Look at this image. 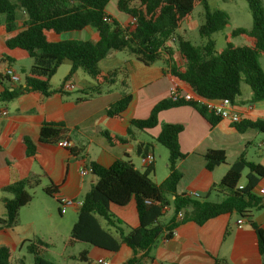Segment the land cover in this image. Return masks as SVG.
<instances>
[{"label":"trees","instance_id":"16d2710c","mask_svg":"<svg viewBox=\"0 0 264 264\" xmlns=\"http://www.w3.org/2000/svg\"><path fill=\"white\" fill-rule=\"evenodd\" d=\"M110 1L0 0L6 47L21 49L32 60L24 78V88L11 92L3 90L0 100L12 101L19 94L32 93L42 106L53 95L62 94V87L78 69L85 71L93 81L91 91L95 94H99L103 86H112L118 76H122L121 85L127 87L123 68L109 73H103L98 68L99 62L110 51L127 50L135 60L147 66L163 60V71L169 82L174 87L187 85L196 97L216 101L227 99L234 104L241 97V86L244 84L251 90L253 102L264 101V71L259 64V58H264V0H245L250 10L251 28H236L230 32L225 37V48L221 51L216 50L211 36L229 26V16L224 11L210 10L207 0H117V10L136 20L134 29L128 25L122 27L109 17L105 7ZM199 6L204 8V20L197 31L198 36L206 41L203 46H196L176 36V31ZM86 27L94 30L93 40H50L51 35L80 31ZM234 37L242 38L245 44H232L230 38ZM63 63L70 64V72L63 78L61 86L52 90L50 80ZM129 102V93H123L106 109L107 118L119 120ZM183 105L193 107L203 116L208 114L194 100L173 102L164 99L153 107L148 118L129 122L128 136H131V128L152 130L157 126L160 112ZM207 117L210 124L219 121L213 114ZM235 127L238 132L246 129L264 132V122L259 120L235 124ZM181 131L180 125L161 124L160 133L154 140L168 151V176L161 184H155L152 180L153 172L149 167L140 172L127 161H115L107 169L96 163L89 164L88 168L97 182L82 199L65 248L82 244L113 254L125 245L131 255L122 264H142L150 259V250L157 241L170 240L175 229L187 220L201 226L233 210L243 216L248 208L263 207L252 190L264 178V168L248 162L243 156L229 167L219 185L211 187V191L222 189L227 193L221 202H199L185 195H177L176 187L182 176L176 164L185 158L177 143ZM102 136L109 146L128 141L127 138H118L106 132ZM61 140H67V130L62 123H42L37 137L41 145H57ZM21 143L25 156L33 158L35 145L26 137L21 139ZM146 151V148L137 146L140 155H146ZM69 152L73 156L78 155L75 150ZM203 158L208 171L226 162L222 151L209 150ZM7 167L9 183L2 188V193L9 194L11 198L2 199L6 213L4 218H0L1 229L12 228L17 224L19 210L32 201L29 191L37 187L40 180L39 176L31 175L23 178L16 164H8ZM245 170L247 184L239 189L241 174ZM43 193L52 197L55 193L53 186L49 183ZM131 201L135 203L139 223L136 228H127L110 212L111 205L123 207ZM164 207L167 209L164 210ZM168 210L171 217L165 222L163 218ZM178 213H182L181 220H177ZM249 224L256 235L258 253L264 260V233L255 222L249 221ZM48 246L38 239L21 244L26 253L32 255L33 264H54L44 258ZM0 264H24V260L14 262L13 253L1 246ZM214 264L228 263L214 260Z\"/></svg>","mask_w":264,"mask_h":264},{"label":"crops","instance_id":"0c3cea01","mask_svg":"<svg viewBox=\"0 0 264 264\" xmlns=\"http://www.w3.org/2000/svg\"><path fill=\"white\" fill-rule=\"evenodd\" d=\"M105 12L122 27L127 26L130 21L124 13V17H121L109 13L106 7ZM178 31L176 36L181 37ZM94 33L92 28L86 27L80 31L51 35L50 40L90 41L93 40ZM5 38L0 16V73L4 68L10 67L20 78L18 83L0 78V92L3 90L11 92L24 88V78L28 74L32 60L21 49L7 48ZM6 58L13 61L9 62ZM98 68L103 73L123 68L126 71L127 87L121 85L122 76H118L112 86H103L101 92L95 94L91 91L93 81L85 71L78 69L67 83L70 88L65 91L62 89V94L53 95L45 100L42 106L39 105L37 96L32 93L19 94L12 101L0 100V218H4L6 213L2 199L11 198L9 194L2 193V188L9 183L8 164H16L23 178L30 175L39 176L38 186L32 190L39 189L41 199L50 201L47 204L45 200H38L36 207L33 208L35 197L32 196V201L19 210L17 224L12 228H0V247L4 246L13 253L14 262L24 259L21 254L25 251L21 247L24 241L42 240L39 239L37 226L49 219L55 220L56 214L63 221L69 210L75 217L77 216L78 208H71L65 215L60 216L57 198L82 201L91 186L97 182V178L88 168L90 163L107 169L115 161H127L140 172L149 167L153 172L152 180L155 184H161L168 176L167 162L162 166L164 172L158 167V162L166 155L162 151V146L154 142L160 133L161 124L182 127L177 143L185 158L176 164V169L182 176L176 187L177 195H185L193 201L219 203L227 193L222 189L211 191V187L220 184L229 167L241 156L248 162L264 168V132L256 129L238 132L234 124L223 120L210 124L207 117L209 113L203 116L188 105L160 112L155 128L146 131L131 128V136H128L130 121L148 118L153 107L167 99L172 84L163 71L164 62L161 60L147 66L135 60L127 50L111 51L99 62ZM70 69L69 63H63L58 68L57 72L61 71L59 73L62 75V81ZM62 81L55 86L51 84V78L50 88L57 90ZM178 86H181L183 91H190L185 84ZM123 93H129L130 102L120 119L107 118L106 109ZM251 98V90L241 86V97L232 104L241 116L240 123L256 120L264 122V101L253 102ZM249 106L251 110L247 109ZM3 111L6 114L1 115ZM43 122L62 123L67 130L66 142L70 147L41 145L37 137ZM104 132L118 138H127L128 141L125 144L109 146L102 136ZM24 137L35 145L33 158L25 156L21 143ZM138 145L146 148L145 154L153 156L154 161L150 166L141 164L144 155L137 152ZM69 150L77 151L78 155H71ZM209 150L222 151L226 158L224 164L211 171L205 169L203 158ZM82 170H86L87 175H81ZM246 176L245 170L241 174L238 188L247 184ZM49 183L55 192L52 197L43 193ZM262 188L264 178L260 179L252 190V193L261 200L262 208H248L243 216L237 215L233 210L212 218L201 226L187 220L175 229L170 240L157 241L150 250V259H146L142 264H214V260H225L228 264H264L258 253L256 235L249 224V221L255 222L264 233V196L259 195ZM191 193H198L200 200H194ZM134 205L135 203L131 201L119 209V214L112 215L127 228H136L139 223ZM170 217L171 212L168 210L163 220L166 222ZM238 220H243L240 228L237 225ZM77 245L81 244L75 246ZM130 255L131 252L125 245L113 254L83 245L77 256L69 255L68 258L95 263L98 259H103L110 264H122Z\"/></svg>","mask_w":264,"mask_h":264},{"label":"rangeland","instance_id":"374dc122","mask_svg":"<svg viewBox=\"0 0 264 264\" xmlns=\"http://www.w3.org/2000/svg\"><path fill=\"white\" fill-rule=\"evenodd\" d=\"M207 7L210 10H218L224 11L229 16V26L220 32H215L211 39L215 43V48L217 51H221L225 48V37L230 34V32L234 31L236 28L249 30L252 25L250 10L248 8L245 0H207ZM133 5V2H132ZM262 6L263 3H262ZM117 0H111L110 3L107 4L106 10L109 13H114L116 15H120L124 17V14L118 12L116 10ZM204 20V8L203 6H199L194 9L191 13L190 17L183 23L182 28L178 31V34L185 40L190 41L192 44L196 46H203L205 44V39L198 36L197 31L199 27L203 23ZM230 42L237 46H242L245 44L244 40L239 37L230 38ZM259 64L261 69L264 71V58H259ZM61 72V71H59ZM57 72L52 77L53 85H58L62 81V75ZM242 87L248 89V86L242 84ZM162 151H164L166 157H164L160 162H158V167L160 171L164 172L163 164L168 162V151L162 147ZM32 196L35 197L33 202V208L36 207V203L38 200H45L47 204H49V199H41L42 195L39 189L29 191ZM55 205V202L53 203ZM121 207L111 205L110 212L111 214H119V209ZM76 218L74 213L69 210L63 221L60 220L59 216L56 214V219H49L39 226H37L39 239L47 243L48 250L44 254V258L49 260L54 264H97L95 262H81L74 259H69V255L77 256V254L82 250L83 245H77L71 248H65V241L68 239L71 231L72 225L76 222ZM34 240V239H31ZM22 256L24 257V264H33V257L30 254H27L26 251H23ZM77 258V257H76Z\"/></svg>","mask_w":264,"mask_h":264},{"label":"built area","instance_id":"2783aa9c","mask_svg":"<svg viewBox=\"0 0 264 264\" xmlns=\"http://www.w3.org/2000/svg\"><path fill=\"white\" fill-rule=\"evenodd\" d=\"M128 26L130 28L134 29L136 20L134 18L129 19ZM0 78L7 79L11 83H18L20 81L19 76L15 73V71L10 68L6 67L2 70L0 73ZM70 88L69 85L65 84L62 89L63 91L68 90ZM167 99H171L173 102L178 101V100H184V101H189V100H194V102L201 108H204L207 113L213 114L216 116V118H219V120L227 121L230 124H239L241 120V116L238 113V111L235 109V107L230 103L229 100L227 99H221V100H208V99H203L194 96L192 91L190 90L189 92L183 91L181 86L174 87L173 85L170 86L168 90V96ZM248 110H251V106L247 108ZM6 114L5 111L2 112L1 115ZM58 146L62 148H69L70 145L66 141H59L57 143ZM152 161H154V158L151 154L147 153L141 158V164L143 166H150L152 164ZM86 170H82L80 172L81 175L85 176L87 175ZM241 189V188H239ZM259 195L264 196V188L259 190ZM191 196L194 200H200V195L198 193H191ZM82 204V201H75L73 199L69 198H57V205H58V212L60 216L65 215L67 210L71 208H79ZM164 210L167 208L164 207ZM182 213H178L177 215V220L182 219ZM243 220H238L237 225L239 228L242 226ZM97 264H110L107 261H104L103 259H98L96 261Z\"/></svg>","mask_w":264,"mask_h":264},{"label":"water","instance_id":"95a60500","mask_svg":"<svg viewBox=\"0 0 264 264\" xmlns=\"http://www.w3.org/2000/svg\"><path fill=\"white\" fill-rule=\"evenodd\" d=\"M111 52V51H110Z\"/></svg>","mask_w":264,"mask_h":264}]
</instances>
